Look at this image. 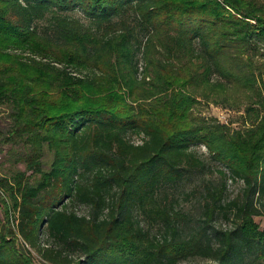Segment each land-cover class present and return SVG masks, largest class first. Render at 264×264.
<instances>
[{"label":"trees","instance_id":"16d2710c","mask_svg":"<svg viewBox=\"0 0 264 264\" xmlns=\"http://www.w3.org/2000/svg\"><path fill=\"white\" fill-rule=\"evenodd\" d=\"M75 9L88 26L60 14ZM26 52L40 59L23 60ZM197 98L262 115L245 132L230 130L197 120ZM4 101L8 142L28 153L25 171L0 179V264H34L32 253L47 264H264L254 220L264 215L260 0H0ZM197 145L226 171L202 189L188 228L158 193L204 169ZM228 180L242 187L225 201ZM217 216L228 226L217 228ZM142 220L159 223L158 233Z\"/></svg>","mask_w":264,"mask_h":264},{"label":"rangeland","instance_id":"374dc122","mask_svg":"<svg viewBox=\"0 0 264 264\" xmlns=\"http://www.w3.org/2000/svg\"><path fill=\"white\" fill-rule=\"evenodd\" d=\"M258 1V0H257ZM264 3V0H260ZM61 16H65L69 19L77 20L84 26L89 25V21L87 17L79 10L75 9L69 12L60 13ZM129 19L128 23L135 24L136 22L133 19V16L128 14ZM51 15H48L47 18L43 21H40L36 24V27L39 31H46L49 26L48 18ZM125 18V17H124ZM117 19H115L116 21ZM131 25V24H130ZM136 30H138L136 28ZM141 35V34H140ZM140 41V39H139ZM144 38L142 43H144ZM19 53V52H14ZM35 58L34 55H31L29 52L23 53L22 58L25 61H29V58ZM246 56H244V60H246ZM42 62H47V60H42ZM135 61L137 66L139 67V71L141 72L143 69V60L142 53L138 52L135 57ZM56 67L60 68V65L55 64ZM72 75L83 76V74H77L76 72L70 71ZM141 78V75H140ZM148 79H146L147 81ZM198 102L194 105L192 109V115L197 118V120H205L209 121L211 118H214L216 121L220 123H224L228 125L230 130H240L241 132H245L247 129L251 127L252 124L258 122L261 117V113H259V118L256 117V113L259 112V108L257 106H253V110H247L244 102H240L241 104L235 106L232 101L225 103L218 100L217 103L211 101H204L197 98ZM12 107L10 104L4 102H0V179L9 178L16 171H25L24 158L28 153L26 148L19 142L12 143L8 142L9 139V131L13 124L12 120ZM132 141L135 143H139V138L131 137ZM192 150L196 152V154L204 161L205 167L200 171H189L186 173L184 179L173 186H167L161 189L158 193L159 198L165 197V204L167 206H172L175 210L180 211L187 217L188 228L194 225L199 218L201 213V207L203 201L201 199L202 189L209 183L219 184L220 177L218 175L219 170H225V168L212 161L210 156L208 155L206 149L202 145L193 146ZM52 155L45 150L42 158V168L43 170H48L51 163ZM28 177V181L30 183H34L35 180L38 179V175H30V172H26ZM242 184L241 182H232L230 180L226 183V192L224 195V200H230L235 198L240 190ZM1 207V205H0ZM74 210L78 214L86 213L87 209L84 206H75ZM264 211V210H263ZM0 218L2 219V212L0 208ZM142 219V218H141ZM255 222L258 223L260 229H264V215L255 217ZM143 221V220H142ZM149 221V222H148ZM143 221L144 228L149 230L150 234H156L159 230V223L152 222L150 220ZM227 223L220 216L216 217L215 226L225 227ZM19 244L21 242L19 241ZM32 259L34 264H47L42 261L37 255L32 253ZM199 259H189L188 262H198ZM186 264V262L180 263Z\"/></svg>","mask_w":264,"mask_h":264}]
</instances>
